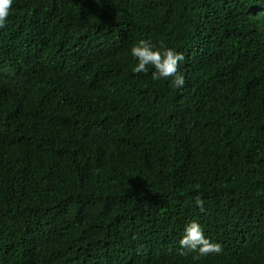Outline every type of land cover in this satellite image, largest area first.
I'll use <instances>...</instances> for the list:
<instances>
[{"label": "trees", "instance_id": "16d2710c", "mask_svg": "<svg viewBox=\"0 0 264 264\" xmlns=\"http://www.w3.org/2000/svg\"><path fill=\"white\" fill-rule=\"evenodd\" d=\"M140 39L181 89L134 72ZM192 219L220 253L181 254ZM0 264H264V0H14Z\"/></svg>", "mask_w": 264, "mask_h": 264}, {"label": "clouds", "instance_id": "9594fccd", "mask_svg": "<svg viewBox=\"0 0 264 264\" xmlns=\"http://www.w3.org/2000/svg\"><path fill=\"white\" fill-rule=\"evenodd\" d=\"M14 0H0V28L5 27ZM129 52L136 60L134 72L148 74L152 69V80H167L175 89H181L185 84V78L180 72V66L185 57L182 52L174 48H157L150 40L140 39L134 43ZM195 204L203 210V200L200 196L195 198ZM181 254L195 253L197 257L220 253V245L205 235L203 226L198 220L192 219L186 222L179 239Z\"/></svg>", "mask_w": 264, "mask_h": 264}]
</instances>
